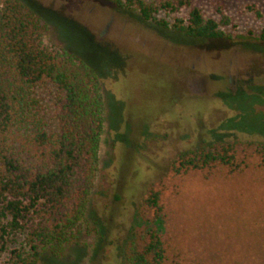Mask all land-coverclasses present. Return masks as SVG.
Wrapping results in <instances>:
<instances>
[{"label":"rangeland","instance_id":"374dc122","mask_svg":"<svg viewBox=\"0 0 264 264\" xmlns=\"http://www.w3.org/2000/svg\"><path fill=\"white\" fill-rule=\"evenodd\" d=\"M23 1L46 24V44L97 72L104 102L96 177L76 238L60 258L42 249L36 264H123L114 246L96 254L110 210L115 237L154 230L167 263L264 264V165L255 150L264 140L255 130L264 128L249 123L235 132L238 118L229 119L243 105L223 97L241 88L264 99L254 91L264 86V0H196L216 19L221 3L232 39L186 42L101 0ZM248 109L264 115V104ZM242 119L249 122L248 112ZM214 129L225 142L237 140L240 166L177 172L178 153L198 146L203 134L214 137ZM153 192L159 208L145 202ZM21 241L18 235L14 246Z\"/></svg>","mask_w":264,"mask_h":264},{"label":"trees","instance_id":"16d2710c","mask_svg":"<svg viewBox=\"0 0 264 264\" xmlns=\"http://www.w3.org/2000/svg\"><path fill=\"white\" fill-rule=\"evenodd\" d=\"M101 1L134 11L184 42L232 39L227 31L231 20L220 2L216 19L207 17L196 0ZM24 2L0 0V264H36L42 249H49L52 257L64 255L76 238L73 231L94 185L103 124L99 75L74 53L46 44V24ZM260 39L264 40V30ZM254 89L264 93V86ZM228 92L222 93L224 98L243 105L242 113L229 119L238 118L234 131L249 123L263 129L264 115L257 118L248 108L264 104V99L252 100L241 88L233 97ZM247 112L249 122L242 119ZM214 130V137L203 134L196 140L198 146L178 153L177 172L240 166L237 140L225 142ZM255 131L264 136L262 130ZM255 150L264 165V140L255 143ZM115 199H120L118 193ZM158 200L156 192L145 198L155 208ZM115 212L110 210L97 230L96 254L103 245L114 246L123 264H177L167 263L164 242L154 230L115 237ZM18 235L23 241L14 246Z\"/></svg>","mask_w":264,"mask_h":264}]
</instances>
